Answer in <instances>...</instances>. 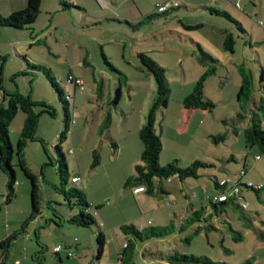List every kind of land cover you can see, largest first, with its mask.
Here are the masks:
<instances>
[{"label":"rangeland","instance_id":"374dc122","mask_svg":"<svg viewBox=\"0 0 264 264\" xmlns=\"http://www.w3.org/2000/svg\"><path fill=\"white\" fill-rule=\"evenodd\" d=\"M90 1L92 4L96 1L101 8L99 0ZM224 1L227 4L209 0L190 7L193 10L184 20L202 23V26L187 30L172 16H161L134 29L124 21V8L119 11L108 9L106 13L111 14V18H96L84 11H75V14L67 9L59 11L52 0H42L41 13L33 29L21 30L22 34L16 36L1 35L5 39L14 38L20 49V55L13 48V56L7 57L4 72L8 87L13 86L15 89L11 90L21 91L34 102L48 103L54 111L51 114L42 112L41 107L36 108L40 114L39 139L28 143L26 158L38 176L41 212L13 242L6 264H120L125 242L135 241L126 229L132 225L141 226L143 222L148 230L149 219L154 221L151 225L155 227L175 224V230L165 237L138 241L136 264H167L162 258L175 253L204 255L228 264H248V261H251L249 264H264V187L259 194L254 189L241 187L236 203L244 208L228 204L220 206L217 213L209 201V196L225 190L216 189L217 179L238 178L242 170L246 171L243 184H264V154L258 158V149L249 146L245 139V130L251 124L249 112L246 118H237L240 64L245 65L255 78V104L259 105L264 97L261 86L264 0ZM74 5L78 6L77 3ZM214 9L228 12L233 19ZM155 12L161 13L156 8ZM235 20L248 33L243 32ZM24 33L28 37L27 46L19 41L25 37ZM227 33L235 39L234 51L225 47ZM198 44L217 60L216 72L207 78L204 90L206 99L215 106L212 111L195 108L187 113L184 99L193 92L197 80L207 70L199 62ZM140 52H146L166 69L171 89L169 105L158 112L156 122L157 132L164 138L161 165L166 166L171 160H178L181 167L189 166L196 159L209 163L199 169L198 178H154L153 194L141 192L144 200L141 207L127 185V179L135 175V167H131L129 177L125 175L124 167L132 149H137L136 158L141 163L143 144L137 128L146 123L158 91L154 76L141 65ZM24 56L29 64L48 69L70 102L72 128L63 141L65 103L45 73L29 68ZM22 62L23 69L20 67ZM70 75L82 81L84 88H74V84L68 82ZM182 111H186V117H191L188 130L180 117ZM22 115L24 119L20 118ZM24 122L25 113L19 110L9 128L17 184L16 197L10 203H6L8 188H0L1 241L21 230L32 212V183L18 165L17 158ZM261 125L264 129V117ZM224 133L225 140L216 142L214 137ZM59 149L66 157L68 168L64 166L63 170L67 180L59 169ZM71 149L76 153L70 152ZM51 157L55 164H50ZM0 175L7 180L2 172ZM74 175H81L83 183L75 184L72 181ZM72 188L87 192L97 223L83 227L69 221L80 209L74 205V200L71 206L63 191ZM98 202L101 203L98 205ZM191 203H195L196 210L202 211L206 218L193 221V225L188 223V218L194 217L193 207L184 220L186 207ZM100 212L111 219L124 221L123 226L106 228ZM24 213L25 218L22 217ZM198 226L204 228L194 234V227ZM100 229L106 235L101 262L97 258ZM58 245L62 246L59 253L55 250ZM70 252L78 255L69 256Z\"/></svg>","mask_w":264,"mask_h":264},{"label":"trees","instance_id":"16d2710c","mask_svg":"<svg viewBox=\"0 0 264 264\" xmlns=\"http://www.w3.org/2000/svg\"><path fill=\"white\" fill-rule=\"evenodd\" d=\"M62 2H64L62 0ZM42 0H29L27 8L22 11H18L10 15L8 18H3L0 15V28L2 27H11V28H28L33 29V24L36 22L39 14L41 13ZM64 6H69L70 4L64 2ZM180 5L173 7L165 12L161 13H152L146 17L147 20L153 19L158 16H166L172 10L179 8ZM215 10V9H214ZM218 14H224L228 18L233 19L228 12L215 10ZM241 30L245 33H248L246 29L242 26L240 22L235 20ZM202 26V23L195 25L191 28H199ZM235 44V39L231 33H227L225 40L226 49L234 51L233 45ZM199 62L207 67V70L203 72L200 78L197 80L195 88L192 93H190L184 99L183 105L185 109L192 110L195 108H200L204 110L212 111L214 109V102L205 97V82L207 78L216 72V62L211 55L205 53L200 44ZM141 65L145 67L155 78L157 82V91L158 97L150 109L146 123L139 130V137L143 144V151L141 155V163H137L135 166V175L127 179V185L132 189L138 186H145L147 193H152L155 189L154 178L158 177L161 180L170 179L172 176H178L181 180H185L189 177L198 178L199 169L209 166L207 161L196 159L189 166L181 167L178 160L172 161L166 166H162L160 163V157L163 150V141L161 135L157 132L156 122L158 112L163 108H166L170 102L171 89L169 82L166 77V69L161 67L153 58H151L146 52L138 53ZM23 60L28 63L26 56L23 57ZM7 58L5 56H0V72L3 75L5 63ZM29 68L42 70L50 82L60 93V99L65 103V126L64 130L61 133V140H65L68 137L69 132L72 128V115L70 111L69 104L70 102L64 97V90L59 87L55 82V77L52 76L51 72L44 68L43 66L36 67L33 64L28 63ZM239 73L241 75V86L238 92V103L239 110L237 112L238 120H242L247 117L249 112V117L251 124L245 130V139L246 143L249 146H254L258 149L259 154L258 158L264 154V129L262 128L261 122L264 117V97L261 98L260 104H255L253 101V95L255 90V78L250 70H248L245 65L240 64L238 66ZM23 74H26L23 72ZM15 77H13V80ZM261 86L264 87V69L262 70V79ZM2 96L0 97V170L7 178V188L8 194L6 196V203H10L16 197V184H17V175L14 170L13 159H14V148L10 140L9 128L18 115L19 110H22L25 113V122L23 130L21 132L20 138L18 140V149H17V158L18 165L24 172L25 176L32 183V212L30 218H28L21 230L16 231L15 233L9 235L5 240L0 242V251H1V262L0 264H6V259L9 256L10 248L13 242L19 237L20 233L26 229L30 221L35 220L40 210V194H39V185H38V176L30 168L27 158H26V148L30 141L38 140L37 128L40 114L36 112V108L41 107L42 112H49L54 114L53 108L48 103L34 102L28 95L23 94L19 90H7L1 86ZM252 102L254 107H252ZM226 134H220L215 136L214 139L216 142L224 141ZM118 147L116 144H114ZM59 147V146H58ZM61 158H59V169L62 173V176L65 180V173L63 167H67L66 157L63 152L59 149L58 151ZM95 162H98V155L95 152ZM50 164H55L53 158L51 157ZM246 171L242 170L241 175L237 178L238 185L237 190H231V194L227 195L226 201H217L213 202L212 198L209 197L210 204L216 209V212L219 213L220 206L228 204H237L241 208H244L240 204L236 203V199L240 197L239 191L242 186L247 188L254 189L257 194L264 187V184L260 188L250 186L249 184H243L242 178L245 175ZM225 179V178H224ZM235 179V178H232ZM251 183V182H250ZM253 185H258L254 184ZM216 189L224 190L225 186L220 185V180H216L215 183ZM66 194V197L69 199L71 206L72 202L75 201L74 205L79 206V213L72 215L69 218V221L75 225L90 227L93 224L97 223L95 216L91 210L92 203L89 201L88 194L85 190L72 188L69 191L66 189L63 190ZM99 208V206L97 207ZM203 217V212L196 210L194 212V217L188 218V223L193 225L196 221L205 220ZM194 221V222H193ZM175 224H171L166 227H155L149 224L147 228L139 229L135 225L129 226L126 229L127 233L134 236V242L128 240L125 243L127 246H124L123 252L120 254L119 260L122 262L120 264H136L135 263V248L137 247L138 241L149 240L151 237H165L169 234H172L175 230ZM186 226V225H185ZM182 229H184V227ZM101 228V227H100ZM203 226L194 227V234H199L203 230ZM242 236H240V239ZM186 240H190V237H186ZM98 243V254L97 258L100 260L105 250L106 238L102 229H100L97 238ZM59 253V252H57ZM76 257L78 254L75 252H70ZM69 253V254H70ZM72 256V255H71ZM60 260L61 257H60ZM162 261L167 262V264H228L222 261H214L208 256H197L194 254L188 253H175L170 254L167 257H163ZM251 262V261H250ZM248 261V264L250 263ZM247 264V263H245Z\"/></svg>","mask_w":264,"mask_h":264},{"label":"crops","instance_id":"0c3cea01","mask_svg":"<svg viewBox=\"0 0 264 264\" xmlns=\"http://www.w3.org/2000/svg\"><path fill=\"white\" fill-rule=\"evenodd\" d=\"M28 1L29 0H0V15L1 16L12 15L15 12L25 10L27 8ZM52 1L54 3H56V7L59 9V11H64L67 9V10H69V12L71 14H75V11H77L79 13L84 11V12H86V14H89L92 17H96V18L109 17V16H110L109 18H111V14L106 13V12H109L108 9H114L115 11H119V9L124 8V10H123L124 11L123 15L125 17L124 21H126L131 27H134V29H139V27L141 25H143L144 23H146L147 21L148 22L150 20L153 21V20H156V18L161 17V16H158V17H155V18L150 19V20L146 19V17L148 15H150L152 13H156L155 12L156 3L167 1V0H99V2H100L99 4H100L101 8L98 6L96 1H94V4H92V2L90 0H83V1L80 0L79 2L76 0H63L64 2L69 3L70 7L64 6V2H62V0H52ZM173 1L178 3L180 5V7L172 10L166 16H168V17L172 16L173 20L176 18L177 24H179V26L183 27L184 29L188 30V29H193L191 27H194L195 25L200 24V23L192 24V23L186 22L184 20L185 15L188 14L189 11L193 10L190 7H193L199 3H205L206 1H209V0H173ZM218 1L226 3L224 0H218ZM76 3L78 4V6L74 5ZM182 4L184 6H182ZM182 8H184V9H182ZM179 14H181V15L178 16ZM135 21H141V22H135ZM21 30L22 31L23 30H29L30 31L31 29H28V28L17 29V28H11V27L0 28V56H5L6 58L8 56H13V53H12L13 48H14V51H16L18 55H20V49L17 48V46H16L17 41L14 38H13V40H11L10 38L9 39L8 38L5 39L3 37L1 38V35L6 34L7 37H10L11 35H9V34H12L13 36H16V34H22L20 32ZM246 31H247V29H246ZM55 32L57 34V31H55ZM24 36L25 37L20 39L19 41L20 42L22 41V44L24 46H27V43H25L28 41L27 40V38H28L27 34L24 33ZM32 36L34 38L36 36V34L33 32ZM56 37H57V35H56ZM29 44L32 45L33 43L29 42ZM26 58H27V56H26ZM23 64H24V62H22V65H20L21 69H23V67H24ZM25 64H26V61H25ZM5 69H6V63H5L4 70ZM5 74H6V72H4V71H3V75H1V72H0V97L2 96L1 86H3L5 89L10 90V91H11V89L14 88L13 86L10 88L8 87L7 81L5 78ZM10 83H12V81H10ZM185 110H187V113H188V111H190L188 109H185ZM186 115H187L186 111H182L180 117H181L183 125L185 126V129L187 128V130H188L189 126H190L191 117H189V116L186 117ZM20 118L24 119L23 115ZM20 122H21V119H20ZM142 122H143V120L140 121V123H142ZM18 127H19V123H18ZM16 130H17V127H16ZM139 130H140V128L138 127L137 131H139ZM161 137H162V141H164L163 136H161ZM163 145H164V143H163ZM136 154H137V149L136 150L132 149V152L129 153V156L126 160L124 172H125V175L127 177L130 176L131 167H135L136 164L138 163V160L136 158ZM161 154H163V151ZM172 161L173 160H171L170 162H172ZM0 172H2V171L0 170ZM74 176H76V175H74ZM6 182H7V180L4 181L2 175H0V188L1 187L3 188L4 186L7 187ZM165 191H168V190L166 189ZM130 194L131 193L129 192V196H130ZM132 194H133L136 202L139 204V207H141V202H144L143 198L140 196L141 193L134 194L133 189H132ZM99 203H101V202H98V205H99ZM191 207H193L192 208L193 212H195L197 209V206L195 205V203H191L190 207H186L187 209H186V213L184 214V220L188 217L187 214H188V211ZM0 209H2L1 205H0ZM99 216H100V219L104 222V225L106 228L112 227L111 229H113V228L118 229L119 227L123 226V224H124V221H118L115 219H111L105 213L100 212ZM175 216H176V214H175ZM22 217H24V218L26 217L25 213L22 215ZM137 219H138V217L133 219V222H136ZM17 222H19V220ZM17 222H16V228L18 227ZM98 223H101V221ZM153 223H154V221H153ZM136 227L141 229L142 227L145 228L147 226L145 225V223L141 222V226H136ZM7 231L11 232V229L8 228ZM102 231H104V230L102 229ZM105 238H106V235H105ZM0 241H1V239H0ZM101 259L99 260V262H101Z\"/></svg>","mask_w":264,"mask_h":264},{"label":"built area","instance_id":"2783aa9c","mask_svg":"<svg viewBox=\"0 0 264 264\" xmlns=\"http://www.w3.org/2000/svg\"><path fill=\"white\" fill-rule=\"evenodd\" d=\"M179 4L176 3L175 1L173 0H167V1H163V2H158L156 3L155 5V8L156 9H159L161 12H165L169 9H172L173 7H176L178 6ZM237 5L239 6V4L237 3ZM262 25H264V23L262 22ZM68 82L69 83H72L74 84V88H77V87H81L82 89L84 88L83 86V82L78 80L77 78H75L73 75H70L68 77ZM70 152L72 153H76L75 149H71ZM72 181L75 183V184H80V183H83V177L81 175H76V176H73L72 177ZM238 179L235 178V179H232L230 177L228 178H225L223 180L220 181V185L222 186H225V190L224 192L220 193V194H216V195H211L209 197L212 198V201L213 202H217V201H226L227 200V195L225 193V191H228L231 193V190H237V185H238ZM229 185H232L231 188H228ZM250 186H254L256 188H260L262 185H253L252 183H249ZM231 189V190H230ZM146 191V187L145 186H138L136 188L133 189V193L134 194H139L141 192H145ZM149 224H153V221L152 219L149 220L148 222ZM104 225V224H103ZM101 227V225H100ZM102 228V227H101ZM124 246H127V244L125 243ZM56 252H60L62 250V246L61 245H58L56 247ZM73 255L72 253L69 254V256Z\"/></svg>","mask_w":264,"mask_h":264},{"label":"water","instance_id":"95a60500","mask_svg":"<svg viewBox=\"0 0 264 264\" xmlns=\"http://www.w3.org/2000/svg\"><path fill=\"white\" fill-rule=\"evenodd\" d=\"M14 170H15V168H14ZM15 172H16V170H15Z\"/></svg>","mask_w":264,"mask_h":264}]
</instances>
